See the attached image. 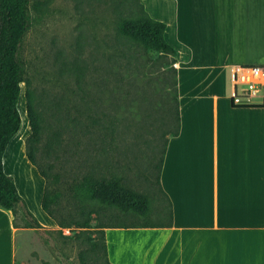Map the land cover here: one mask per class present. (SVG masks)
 I'll use <instances>...</instances> for the list:
<instances>
[{
    "label": "rangeland",
    "instance_id": "1",
    "mask_svg": "<svg viewBox=\"0 0 264 264\" xmlns=\"http://www.w3.org/2000/svg\"><path fill=\"white\" fill-rule=\"evenodd\" d=\"M28 1L30 24L20 49L23 82L17 100L21 122L3 155L4 171L21 201L14 229L12 213L0 208V264H83L91 261L86 249L94 237L73 224L83 207L77 189L84 176L116 175L150 197L142 217L105 207L93 214V226L166 219L168 205L153 166L173 130L160 124L172 56L145 50L118 32L120 17L135 15L136 0ZM25 90L40 116L35 160L55 195L52 215L41 207L45 180L26 156ZM23 207L41 224L39 229L24 227L29 218Z\"/></svg>",
    "mask_w": 264,
    "mask_h": 264
},
{
    "label": "crops",
    "instance_id": "2",
    "mask_svg": "<svg viewBox=\"0 0 264 264\" xmlns=\"http://www.w3.org/2000/svg\"><path fill=\"white\" fill-rule=\"evenodd\" d=\"M141 2L174 51L179 130L159 175L171 224L105 227L107 259L264 264V83L232 105L236 69L264 65V0Z\"/></svg>",
    "mask_w": 264,
    "mask_h": 264
},
{
    "label": "trees",
    "instance_id": "3",
    "mask_svg": "<svg viewBox=\"0 0 264 264\" xmlns=\"http://www.w3.org/2000/svg\"><path fill=\"white\" fill-rule=\"evenodd\" d=\"M134 1V0H133ZM28 0H0V208L11 211L15 215L16 206L21 201L14 180L8 176L3 168V153L11 137L17 132L20 125V115L17 109V100L23 82V65L20 59V49L28 31L30 17L28 13ZM118 32L133 43L140 45L145 50L162 53L164 56H172L171 69L168 71L170 78V88L166 92V98L163 103V118L160 124L165 127L172 125L173 130L165 136L161 156L155 168L156 183L159 186V175L162 166L163 154L165 152L168 136L177 135L179 130V106L177 75L174 67V51L164 38L165 24L151 18L140 0H136L135 15L121 16L117 24ZM166 74H169V73ZM26 98L27 118L30 126L29 135L25 139L27 159L37 166L35 160V150L40 137V116L33 108L32 98L29 90L24 91ZM233 106H244L235 105ZM94 124H99L93 120ZM171 123V124H170ZM168 131V130H167ZM164 135V133H163ZM156 142V141H155ZM153 143L152 150L156 146ZM39 174L44 178L45 184L41 199L42 209L52 215L51 206L55 202V195L48 189V176L44 170L37 166ZM162 192V191H161ZM78 200L82 202L83 207L77 214L74 226L82 229L81 233L91 232L94 237L88 241L86 252L91 261H83V264H112L107 259L104 228L105 227H157L163 226L162 221H142L140 223H109L97 222L94 226L91 224L93 214H98L105 207L116 208L121 213L133 212L138 216H143L147 212L150 203L148 194L135 191L124 184L120 177L112 175L109 177L84 176L78 183ZM87 203V206H84ZM94 203L100 204L95 208ZM104 207H102V206ZM24 209V216L29 218L24 227L39 229L41 224L31 214ZM115 217H118L116 215ZM167 223L171 224V209L168 202ZM165 219V220H166ZM66 227H70L66 225ZM47 264V263H44Z\"/></svg>",
    "mask_w": 264,
    "mask_h": 264
},
{
    "label": "built area",
    "instance_id": "4",
    "mask_svg": "<svg viewBox=\"0 0 264 264\" xmlns=\"http://www.w3.org/2000/svg\"><path fill=\"white\" fill-rule=\"evenodd\" d=\"M264 83V65L240 66L234 73L235 88L232 102L244 105L251 94L262 89Z\"/></svg>",
    "mask_w": 264,
    "mask_h": 264
}]
</instances>
